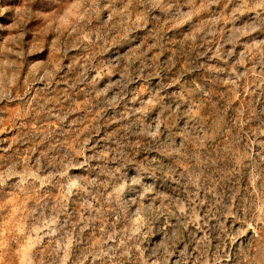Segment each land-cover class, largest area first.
I'll list each match as a JSON object with an SVG mask.
<instances>
[{
	"label": "rangeland",
	"instance_id": "obj_1",
	"mask_svg": "<svg viewBox=\"0 0 264 264\" xmlns=\"http://www.w3.org/2000/svg\"><path fill=\"white\" fill-rule=\"evenodd\" d=\"M0 264H264V0H0Z\"/></svg>",
	"mask_w": 264,
	"mask_h": 264
},
{
	"label": "clouds",
	"instance_id": "obj_2",
	"mask_svg": "<svg viewBox=\"0 0 264 264\" xmlns=\"http://www.w3.org/2000/svg\"><path fill=\"white\" fill-rule=\"evenodd\" d=\"M92 3H95V0H91Z\"/></svg>",
	"mask_w": 264,
	"mask_h": 264
}]
</instances>
